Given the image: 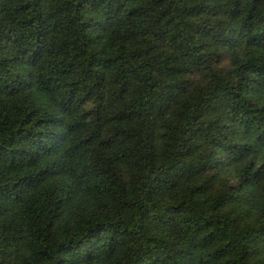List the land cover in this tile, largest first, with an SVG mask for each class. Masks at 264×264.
Instances as JSON below:
<instances>
[{
	"label": "trees",
	"instance_id": "16d2710c",
	"mask_svg": "<svg viewBox=\"0 0 264 264\" xmlns=\"http://www.w3.org/2000/svg\"><path fill=\"white\" fill-rule=\"evenodd\" d=\"M0 264H264V0H0Z\"/></svg>",
	"mask_w": 264,
	"mask_h": 264
}]
</instances>
